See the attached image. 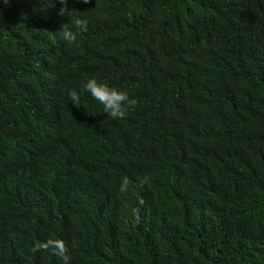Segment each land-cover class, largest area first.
<instances>
[{"label": "trees", "instance_id": "16d2710c", "mask_svg": "<svg viewBox=\"0 0 264 264\" xmlns=\"http://www.w3.org/2000/svg\"><path fill=\"white\" fill-rule=\"evenodd\" d=\"M62 6L0 0V264H264V0H69L75 44Z\"/></svg>", "mask_w": 264, "mask_h": 264}, {"label": "clouds", "instance_id": "9594fccd", "mask_svg": "<svg viewBox=\"0 0 264 264\" xmlns=\"http://www.w3.org/2000/svg\"><path fill=\"white\" fill-rule=\"evenodd\" d=\"M11 0H3L5 5H8ZM82 3H90V0H80ZM63 5L58 14H67L70 17V21L65 23L62 27L61 38L68 44H75L77 42V35L80 32H86L88 30V20L83 16L74 17L73 12L77 10L75 8L69 9V0H60ZM64 92L66 93L65 89ZM83 93H88L92 98L99 101L103 105V112L108 114L113 120L124 119L129 111L133 109L137 100L131 97L129 92L126 90H121L116 86H111L107 82L99 81L96 78L89 79L86 83L81 85L79 90L73 89L69 92V99L73 101L77 106H80V97ZM67 95V93H66ZM45 141V140H44ZM49 142L57 140H47ZM78 142L77 141H73ZM148 182V177H144L139 181V185L143 186ZM132 181L125 176L119 186V192L126 193L129 190V186ZM140 206H143L144 200L140 199L138 201ZM140 207L133 209V216L135 221L138 223L140 221ZM51 249L54 254L63 260V264H70L71 256L70 250L67 242L64 239L58 238H48L45 241L38 242L31 249L33 253L41 250Z\"/></svg>", "mask_w": 264, "mask_h": 264}]
</instances>
